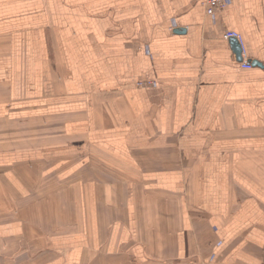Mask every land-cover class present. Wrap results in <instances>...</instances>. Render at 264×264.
Here are the masks:
<instances>
[{
    "label": "crops",
    "instance_id": "obj_1",
    "mask_svg": "<svg viewBox=\"0 0 264 264\" xmlns=\"http://www.w3.org/2000/svg\"><path fill=\"white\" fill-rule=\"evenodd\" d=\"M27 90L78 158L0 180V264H264V0H0V96Z\"/></svg>",
    "mask_w": 264,
    "mask_h": 264
},
{
    "label": "rangeland",
    "instance_id": "obj_2",
    "mask_svg": "<svg viewBox=\"0 0 264 264\" xmlns=\"http://www.w3.org/2000/svg\"><path fill=\"white\" fill-rule=\"evenodd\" d=\"M50 12L55 13L49 10ZM32 94H38V92L27 90L26 95L23 93L14 99L9 98L8 95L0 96V180L3 188H7L6 193H8L9 176L18 177L20 174L18 180L25 183L26 180L23 179L29 173L27 166L29 164L33 166L31 170L38 174L46 170V166L57 161H69L70 166L73 160L78 158L72 156L69 151L62 155H55L54 148L64 146L68 140L62 143L55 142L56 130L61 124L57 121L55 114L40 116L39 99L43 98L35 95V99H29ZM44 146L48 149L46 158L39 159L38 155H35L36 152H32L33 159L37 160H30L31 163L24 162L25 151L44 149ZM41 164L44 166L42 169H40Z\"/></svg>",
    "mask_w": 264,
    "mask_h": 264
},
{
    "label": "built area",
    "instance_id": "obj_3",
    "mask_svg": "<svg viewBox=\"0 0 264 264\" xmlns=\"http://www.w3.org/2000/svg\"><path fill=\"white\" fill-rule=\"evenodd\" d=\"M231 2L232 0H203L206 14L210 16L211 18H215L218 12L229 8V6L231 5ZM176 27H177V24L174 22L173 26H170L169 30L174 31ZM224 38L226 40H230L233 38L239 42L241 49H242L243 61L241 62L237 61L238 62L237 64L242 69H251L253 67V64L247 58L246 49H245L244 42H243V37L240 35V33L234 30H225ZM137 86L143 90H148L150 88L156 87L157 82L152 79L140 80L137 82Z\"/></svg>",
    "mask_w": 264,
    "mask_h": 264
},
{
    "label": "water",
    "instance_id": "obj_4",
    "mask_svg": "<svg viewBox=\"0 0 264 264\" xmlns=\"http://www.w3.org/2000/svg\"><path fill=\"white\" fill-rule=\"evenodd\" d=\"M181 31H183V29H177L176 32L177 33H180ZM232 44H233V47H234V50H235V53H236V56H237V60L239 62L243 61V58H242V49H241V46L239 44V42L236 40V39H230ZM251 61V60H250ZM252 64H256V63H259V62H253L251 61Z\"/></svg>",
    "mask_w": 264,
    "mask_h": 264
}]
</instances>
